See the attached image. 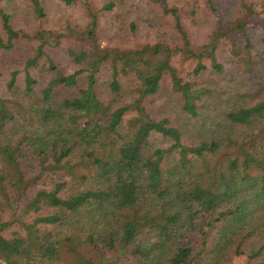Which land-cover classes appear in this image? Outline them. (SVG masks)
I'll return each instance as SVG.
<instances>
[{"label": "trees", "instance_id": "obj_1", "mask_svg": "<svg viewBox=\"0 0 264 264\" xmlns=\"http://www.w3.org/2000/svg\"><path fill=\"white\" fill-rule=\"evenodd\" d=\"M154 1L177 40L101 47L90 11L86 28L68 29L84 44L67 50L70 74L47 52L65 33L45 28L41 0H30L34 35L0 7V50L28 46L22 69L5 81L0 70V264H264V41L247 32L264 29V0H228L226 16V1L206 0L213 24L200 45L184 9ZM178 55L196 62L188 79ZM206 73L240 88L207 99L218 84H200ZM166 82L183 127L147 105Z\"/></svg>", "mask_w": 264, "mask_h": 264}, {"label": "rangeland", "instance_id": "obj_2", "mask_svg": "<svg viewBox=\"0 0 264 264\" xmlns=\"http://www.w3.org/2000/svg\"><path fill=\"white\" fill-rule=\"evenodd\" d=\"M46 11L47 18L45 20V28L57 33L64 32L65 37L61 39L60 46H51L47 52L55 60L60 70L67 74L73 73L79 68L71 62L67 55L69 48H75L77 45L83 46L75 37H71L68 31H80L87 27L91 22L90 11L98 13L99 26L97 29L98 44L101 47H138L146 42L153 41L157 33L166 35L168 38L177 40V35L171 28L173 20L164 14L161 4L154 0H129L125 7L116 8L113 12L101 11V8L106 4L107 0H41ZM172 7L178 5L182 11L183 25L193 39L196 45L205 43L208 39L209 32L213 24V15L206 8V0H168ZM223 0H221L222 3ZM223 2L220 9L223 15L231 14L232 7ZM0 7L3 8L11 17L12 23L16 29L23 30L27 34L34 35L37 30V23L33 16L30 0H2ZM195 9V15H191L192 9ZM229 9V11H227ZM136 21L137 31L132 33L129 31L131 22ZM1 25V22H0ZM261 26V25H260ZM258 26L257 29L247 27V32L252 34L254 42L264 41V29ZM1 28V27H0ZM1 31V30H0ZM28 52V46L21 43L16 51L4 52L0 50V70L3 72L2 80L5 81L9 77V70L22 69L23 59ZM226 71L238 74V67L229 59V53H226L225 58H221ZM195 61L183 58L180 55L176 56L174 65L179 70L184 79H188L195 66ZM222 78L219 75H210L198 78L200 84L217 85L214 88L215 98L207 99H229L235 89L240 86L230 79L221 83L217 80ZM106 79V77H102ZM238 82V81H236ZM209 87V86H208ZM170 84L166 82L162 91L149 100L147 104L150 111L156 116H167L173 120L175 125L185 126L184 112L181 109L180 100ZM236 264L240 261L236 259Z\"/></svg>", "mask_w": 264, "mask_h": 264}]
</instances>
